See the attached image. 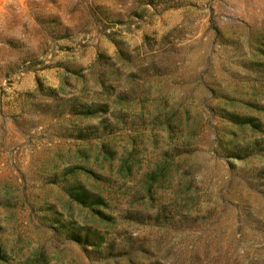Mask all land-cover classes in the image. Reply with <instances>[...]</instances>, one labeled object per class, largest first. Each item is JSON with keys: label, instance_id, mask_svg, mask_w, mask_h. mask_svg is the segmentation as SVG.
<instances>
[{"label": "rangeland", "instance_id": "374dc122", "mask_svg": "<svg viewBox=\"0 0 264 264\" xmlns=\"http://www.w3.org/2000/svg\"><path fill=\"white\" fill-rule=\"evenodd\" d=\"M0 264H264V0H0Z\"/></svg>", "mask_w": 264, "mask_h": 264}]
</instances>
